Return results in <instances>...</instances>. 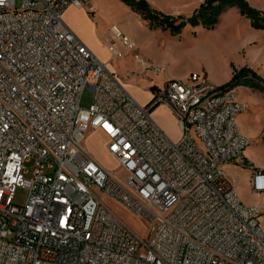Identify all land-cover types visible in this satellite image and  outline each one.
<instances>
[{
  "label": "built area",
  "instance_id": "obj_1",
  "mask_svg": "<svg viewBox=\"0 0 264 264\" xmlns=\"http://www.w3.org/2000/svg\"><path fill=\"white\" fill-rule=\"evenodd\" d=\"M82 2L0 3V264H264L261 209L241 201L226 172L251 143L237 88L193 71L139 103L66 25V8ZM156 103L175 115L178 140L152 118ZM89 129L106 135L117 170L89 152ZM252 175L264 196V171ZM20 186L24 205L13 201ZM101 195L150 221V236Z\"/></svg>",
  "mask_w": 264,
  "mask_h": 264
},
{
  "label": "rangeland",
  "instance_id": "obj_2",
  "mask_svg": "<svg viewBox=\"0 0 264 264\" xmlns=\"http://www.w3.org/2000/svg\"><path fill=\"white\" fill-rule=\"evenodd\" d=\"M148 1L165 13L190 16L203 0ZM249 2L264 10V0ZM82 3L89 7L94 20L93 25L88 26L94 52L107 59L108 67L119 75L124 86L141 104H148L152 99V86L163 88L169 78L184 79L193 71L205 72L208 81L216 85H223L229 76L232 78L233 66H249L264 78V31L253 28L250 20L235 7L227 10L213 29L187 24L178 36H173L168 30L150 29L122 0H83ZM114 25L130 37L133 48L123 45L113 34ZM109 44L118 49L116 56H111ZM236 88L238 97L248 106L237 120L251 143L227 175L232 178L241 201L261 209L259 221L264 230V196L253 188L252 183L254 169L264 170V92L244 85ZM166 108L162 104L157 106L151 111L152 118L171 139L178 140L181 131L177 120ZM84 144L107 169H118L117 160L109 153L104 137L97 130L87 131ZM25 166L29 171L26 177L31 178L34 161H28ZM125 175L120 173L121 177ZM27 196L26 188L17 187L13 201L24 205ZM101 198L140 236H150L153 226L150 221L140 218L115 198L105 195Z\"/></svg>",
  "mask_w": 264,
  "mask_h": 264
},
{
  "label": "trees",
  "instance_id": "obj_3",
  "mask_svg": "<svg viewBox=\"0 0 264 264\" xmlns=\"http://www.w3.org/2000/svg\"><path fill=\"white\" fill-rule=\"evenodd\" d=\"M122 1L136 11L150 29L168 30L173 36H178L187 24L193 27L200 26L213 29L221 22L226 11L234 7L239 10L243 17L250 20L253 28L264 31V10L253 6L249 0H203L190 16L165 13L152 7L148 0ZM240 85L264 92V78L249 66L241 68L233 66L232 78L222 86L236 88ZM156 88L157 86H152V90ZM159 105L152 106L151 111ZM244 163H246V160H244Z\"/></svg>",
  "mask_w": 264,
  "mask_h": 264
},
{
  "label": "crops",
  "instance_id": "obj_4",
  "mask_svg": "<svg viewBox=\"0 0 264 264\" xmlns=\"http://www.w3.org/2000/svg\"><path fill=\"white\" fill-rule=\"evenodd\" d=\"M90 12L91 11H89V7L87 5L86 6L70 5L64 11L63 18H64V21H65L66 25L69 28H71L77 35H79L82 38V40L88 45V47L94 52V50L92 48L94 46V41H93V39L90 36L91 35V30L88 28L89 25L92 26L93 23H94V20H93L92 16L90 15ZM179 13H180V11H178V14ZM96 55L102 61H104V62L107 61V59L105 57H103V56L101 57L98 54H96ZM229 80H230V76L228 78H226L222 83H226ZM162 105H165V104H162ZM165 106L168 109H170L167 105H165ZM170 111H171L172 115L175 117V115L173 114L171 109H170ZM97 132L100 133L104 137L105 144L107 145V141L108 140H107L106 135L101 130H97ZM103 166L106 167L105 165H103ZM233 167H234V164L228 165L226 167V172H228V174H229V172L231 171V169H233ZM228 177H229V175H228ZM229 178L232 181L233 186H234V182H233L232 178L231 177H229Z\"/></svg>",
  "mask_w": 264,
  "mask_h": 264
},
{
  "label": "water",
  "instance_id": "obj_5",
  "mask_svg": "<svg viewBox=\"0 0 264 264\" xmlns=\"http://www.w3.org/2000/svg\"><path fill=\"white\" fill-rule=\"evenodd\" d=\"M150 102H151V100H150ZM150 102H149V103H150ZM149 103H148V104H149ZM148 104H146V105H148ZM156 104H157V103H156ZM156 104H155V105H156ZM153 106H154V105H153ZM151 108H152V107H151Z\"/></svg>",
  "mask_w": 264,
  "mask_h": 264
},
{
  "label": "snow or ice",
  "instance_id": "obj_6",
  "mask_svg": "<svg viewBox=\"0 0 264 264\" xmlns=\"http://www.w3.org/2000/svg\"><path fill=\"white\" fill-rule=\"evenodd\" d=\"M0 3H3V0H0Z\"/></svg>",
  "mask_w": 264,
  "mask_h": 264
},
{
  "label": "bare ground",
  "instance_id": "obj_7",
  "mask_svg": "<svg viewBox=\"0 0 264 264\" xmlns=\"http://www.w3.org/2000/svg\"><path fill=\"white\" fill-rule=\"evenodd\" d=\"M108 66V65H107Z\"/></svg>",
  "mask_w": 264,
  "mask_h": 264
}]
</instances>
